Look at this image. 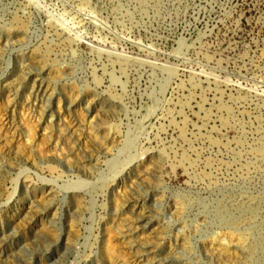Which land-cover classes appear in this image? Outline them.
<instances>
[{
  "label": "rangeland",
  "instance_id": "374dc122",
  "mask_svg": "<svg viewBox=\"0 0 264 264\" xmlns=\"http://www.w3.org/2000/svg\"><path fill=\"white\" fill-rule=\"evenodd\" d=\"M41 2L0 0L2 200L24 166L95 177L175 88L125 184L100 194L84 254L88 195L63 202L30 170L0 205V264H264V0ZM209 29L177 66V35Z\"/></svg>",
  "mask_w": 264,
  "mask_h": 264
},
{
  "label": "bare ground",
  "instance_id": "6f19581e",
  "mask_svg": "<svg viewBox=\"0 0 264 264\" xmlns=\"http://www.w3.org/2000/svg\"><path fill=\"white\" fill-rule=\"evenodd\" d=\"M40 5H43L41 0H34ZM228 11L225 12V15H228ZM212 29L200 31L199 34L195 38H185L182 33H179L176 37V46L174 49V55L176 54L177 60L180 65H188L190 63L191 58L190 53L193 50L200 48L207 36L210 35ZM87 40V39H86ZM89 45L94 47H98L101 50L107 49L104 47L97 46L94 42L87 40ZM124 54L132 55L135 58H138L141 63L146 62L145 59L139 55H134L129 52L124 51ZM13 60L10 55L8 58L7 64H12ZM154 63V62H153ZM177 69V68H176ZM173 71H170L169 75H172ZM169 81L166 86V91L161 96L154 97L152 102L145 106V111L140 113L134 121H131L129 126L126 129V133L119 145L118 149L109 156L106 160L104 166L100 168L97 175L93 178L87 177H72V176H47L36 168H32L29 166H24L18 172L15 177L13 189L6 200H2L0 198V205L5 202L13 201L18 193L22 184L23 175L30 170L37 173L42 179L45 180L48 184H53L59 187L64 192H70L73 190L83 191L88 195L89 198V207H88V215L86 217V223L84 227L83 234L81 235L78 244L77 251L74 253L73 259L76 260L80 256H82L89 245L90 238L93 235V232L96 227V217H97V204L98 198L100 194L110 188L113 184H125V177L130 174V169L135 166V164L141 160V158L145 155L146 151L143 146L142 138L147 135V128L150 124L151 119L158 117V114L162 111V107L169 99L170 94L175 88V84L173 86H169ZM44 135H47L45 133ZM35 137L31 136L29 138L28 145L41 147L49 146V140L43 138L40 142H36ZM69 264V263H68Z\"/></svg>",
  "mask_w": 264,
  "mask_h": 264
},
{
  "label": "water",
  "instance_id": "95a60500",
  "mask_svg": "<svg viewBox=\"0 0 264 264\" xmlns=\"http://www.w3.org/2000/svg\"><path fill=\"white\" fill-rule=\"evenodd\" d=\"M5 73H6V71L4 70L3 73L0 75V80L2 79V77L4 76ZM167 101H168V100H167ZM167 101H166V103H168ZM166 103H165L164 106L162 107V111H163L164 108L166 107V106H165V105H167ZM153 119H154V118H153ZM153 119H151L150 124L152 123ZM150 124H149V125H150ZM43 180H44V179H43ZM44 181H45V180H44ZM67 195H68V192H64V191H63V197H62V201H63V202L65 201ZM98 200H99V198H98ZM94 231H95V230H94ZM93 234H94V232H93ZM92 237H93V235H92ZM92 237L90 238V241H91ZM87 248H88V247H87ZM87 248H86V249H87ZM85 251H86V250H85ZM72 262H73V260H72ZM70 264H72V263H70Z\"/></svg>",
  "mask_w": 264,
  "mask_h": 264
}]
</instances>
